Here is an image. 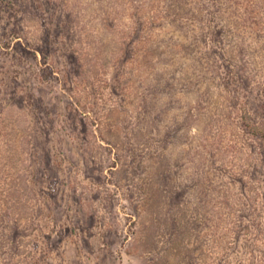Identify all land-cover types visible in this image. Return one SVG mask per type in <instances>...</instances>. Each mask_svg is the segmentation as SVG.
<instances>
[{
	"label": "rangeland",
	"instance_id": "1",
	"mask_svg": "<svg viewBox=\"0 0 264 264\" xmlns=\"http://www.w3.org/2000/svg\"><path fill=\"white\" fill-rule=\"evenodd\" d=\"M63 1L65 0H30V5L24 6L25 14L20 18V42L44 50V53H39V60L46 58L51 66L55 63L53 59L60 57L63 63L55 66L56 73L47 72L46 66H35L36 62L28 54H24L25 63L22 67L7 68L10 70L7 75L16 77L12 91H17L14 100L23 109L10 110L5 115V124L15 123L17 120V129L24 142L21 153L24 159L29 158L28 152L31 155L32 174L29 179L37 186L36 190H40V212L35 213L34 223L28 221L31 227L35 224L31 234L29 233V239H26L31 256L34 255L37 259L36 255L40 251L47 261L46 264H264V244L259 236V231L264 232V210L255 215L250 212L249 216L248 206L242 201L244 188L240 182L245 179L254 191L259 194L261 191L262 198L260 196L259 202L264 208V141L252 142L249 152L256 158L254 168H243L246 157L241 149V138L244 136L236 119L238 115L233 109L226 113L230 119L225 120L224 129H219L220 123L216 121L213 122V127H207L205 120L197 121L195 116L189 118V131L182 135L179 143L181 145L175 146L176 148H172L164 139L162 144L155 143L157 135L152 138L150 135L157 128L156 117H146L143 124L147 125V128H141L142 133L146 134L143 136V146L141 145L144 151L153 154L161 146L165 152V164L168 163L167 159L176 158L173 151L178 157L181 153H195L192 156L199 159V163L188 162V166L185 165L177 171L182 172L176 179L186 189V196L183 194L181 197L178 190L176 196L171 194L169 184L160 187L161 199L153 198L157 199L151 202L155 206L148 201L149 211L143 216L146 225H143L142 230L135 232L133 223L136 213L132 199L135 197L137 180L132 177L134 171L130 172L131 166L125 168L121 162V167H124L122 172L114 181L108 178V148H99L96 143L98 140L93 131L91 115L81 116L78 113L77 117V114L71 113L73 103L79 100L88 110H92L93 116H99L100 122L103 123L100 129H106V137L119 144L125 142L127 149L123 152L127 154L128 161L133 160L134 154H139L128 147L130 143L128 144L127 139H122L125 138L124 135L122 138L115 137L110 131H116L117 124L123 127L130 124L129 122L139 123L140 117L132 118L129 109L136 110L129 102L130 108L123 111L122 97L118 98L106 92V75L109 71H100L98 66L92 65L95 64V56L99 50L94 46V42L108 38L93 30L94 25L98 24L97 12L103 13L101 10L107 4H100V0H67L74 11L73 19H76L73 20L64 14ZM122 1L127 5L131 2H137L139 6L145 5L141 4L142 0ZM55 5L61 6L57 9ZM234 8L236 10H233V18L240 17L243 9ZM45 10L60 12L62 20L66 21L61 29L62 33L46 31L40 17ZM78 10L83 13L81 16L76 12ZM78 20L82 22L85 34L81 37L80 33L74 34L72 37V30L78 25ZM105 42L108 40H104ZM85 52L92 54L88 59L87 56L85 58L90 66L84 70L82 78L76 80L72 72L78 69L77 57L84 59ZM71 54L75 57L68 56ZM263 61L264 59L258 60L252 67L255 83L258 80L256 78L263 74L260 71V67H264ZM3 64L11 65V62L8 63L6 57L1 54L0 65ZM67 73L70 75L69 79L68 75H65ZM8 83L13 84L11 80ZM75 83H78V86L73 93L71 89L76 87ZM182 90L183 87L180 92ZM243 90L241 91L240 86V108L241 102L245 100L248 104H255L257 108L260 105L258 100L261 91H253L248 86ZM201 100L205 108L215 110L217 107L215 97H203ZM172 103L177 109L171 110V119L177 111L184 117V112L179 110L181 105L174 99ZM227 103L230 106V102ZM198 104L200 99L197 95H192V101L186 103L185 116L188 115L189 106L197 108ZM112 105L123 107L117 113L107 114ZM75 109L79 112L76 107ZM110 117L114 120L109 121L107 118ZM122 118L124 121L118 122V119ZM163 123V126L168 124L167 121ZM85 127H88V141L85 140ZM31 130L34 133L33 143ZM203 134L207 135L208 139L202 137ZM190 147L193 152H189ZM203 156L207 158L204 159ZM147 159L148 156L144 160ZM181 160L174 164L181 165ZM23 163L26 165L25 161ZM130 164L128 163V166ZM185 168L188 174L183 177ZM200 171L207 174V179H204V184L201 185L202 193L208 197L207 207L202 205V196L197 192L201 183L198 175ZM251 186H248L250 190ZM202 187L205 190H202ZM148 188L150 192L155 191V187ZM226 197L230 202L221 203ZM135 200L134 202L138 203L139 199ZM171 201L176 204L174 210L169 205ZM149 204L153 209H150ZM173 219L177 225L176 229L172 227ZM250 221L254 224L252 234L243 236L247 233L244 232L243 226ZM152 222L158 226L152 225ZM168 223L171 224L170 227ZM40 254L38 258H42Z\"/></svg>",
	"mask_w": 264,
	"mask_h": 264
},
{
	"label": "trees",
	"instance_id": "2",
	"mask_svg": "<svg viewBox=\"0 0 264 264\" xmlns=\"http://www.w3.org/2000/svg\"><path fill=\"white\" fill-rule=\"evenodd\" d=\"M100 1H102L100 4L107 5L102 8L103 13L99 11V14L96 11L99 18L93 30L108 38H101L100 42H94V46H97L99 50L95 56V64L92 65L98 66L100 71H109V75L108 73L106 75L108 78L106 92L118 98L121 96L124 103V107L110 106L107 114L117 113L121 107L124 108L123 111H128L129 102L136 110L129 109L132 118L140 117L139 123L129 122L130 124L123 127L117 124L116 131L114 129L110 131L115 137L122 138L121 136L124 135L125 138L122 139H127L128 144H131L128 147L135 152L138 151L139 154H134L133 160L128 161L127 154L123 152L127 149L125 142L119 144L116 141V144L111 138L106 137V129H100L103 123L100 122L99 116L97 114L93 116L92 110H88L79 100L73 103L71 113L77 114V117L79 114L81 116L91 115L93 131L98 140L96 143L99 148H108L107 161L110 169L108 178L114 181V178L122 172L124 167H121V162L125 168L131 166L130 172L134 171L132 177L137 180V183L132 206L136 213L134 216L136 220L133 223L136 232L146 225V222H143V216L149 211L148 201L150 203L156 201V198L153 200L154 197L161 199L160 187L169 184L171 194L176 196V190H178L181 197L183 194L186 196V189L176 179L178 175H182V172L177 171L185 165L188 166V162L199 163V159L192 156L195 153H181L178 157L173 151L176 158L167 159L168 163L165 164L163 160L165 152L164 148H160L161 146L153 154L147 150L144 151L142 140L146 134L142 133L141 128H147V125L143 124L146 117H156L157 128L150 135L151 138L157 135L155 143L162 144L164 139L168 145L176 148L175 146L181 145L179 143L182 135L186 134L187 130L189 131V118L195 116L197 121L203 119L207 127H213V122L216 121L220 123L219 129H224L225 120L230 119L226 113L233 109L238 115L236 119L241 125L244 136L241 138V149L246 157L243 168H252L255 163L256 158H253L249 150L252 142L264 141V67H260L263 74L256 78L258 79L256 83L253 80L252 67L255 62L264 59V0H241V2L239 0H142L141 4L145 3L144 6L137 5V2L127 5L121 0ZM63 2L64 14L73 19L74 11L69 5L70 1ZM29 3L30 0H0V56L3 54L8 63L11 62V65H0V264H39V262L46 264L47 262L40 251L36 255L37 259L34 255L31 256L26 242L35 226L34 224L31 227L28 221L33 222L35 213L40 212L39 203L41 201L39 200L40 190H36L37 186L29 179V175L32 174L31 155L28 152L29 158H23L21 146L24 142L17 129V120L15 123L5 124V115L10 110L23 109L14 100L17 91H12L16 77L7 75L10 71L7 68L22 67L25 63L23 62L24 54H28L36 62L35 66L38 68L42 67L41 65L46 66L47 72H54V74L56 73L55 66H60V62L63 63L58 56L53 59L56 63L53 66L47 62L46 58L40 61L39 53H44V50L30 45L26 46L20 42L22 37L20 18L25 14L24 6L28 7ZM58 6L61 5H55L57 9ZM234 7L243 9L240 17L233 18ZM76 12L79 16L83 14L80 10ZM40 17L46 31L63 32L61 29L66 21L62 20L58 10L54 12L45 10ZM82 27L84 28L82 22L78 20V25L72 30V37L79 33V37L83 36L85 31ZM175 33H181V35ZM104 40L108 42L104 43ZM68 56L75 57L73 54ZM83 56L84 59L77 57L78 69L72 72L76 80H80L84 70L90 66L85 58L87 56L88 59L92 54L85 52ZM65 75L67 76L68 73ZM10 80L13 84L8 83ZM77 84L74 89H71L73 93L76 91ZM244 84L253 91L257 89L261 91L260 100H258L260 105L257 108L255 104H248L246 100L244 102L241 100L240 108L239 91L240 86L241 91H244ZM181 87L184 89L182 92H180ZM192 95H197L200 104L197 108L189 106L188 115L185 116V106H187L186 103L192 101ZM203 97L209 99L215 97L217 104L215 110L205 108L201 104ZM173 99L181 105L179 110L184 112V117L180 116V112L177 111L171 119V110L176 111L177 109L173 106ZM228 101L230 106H228ZM75 107L79 112L75 111ZM24 117L27 118V115L24 114ZM124 118L118 119V122H123ZM107 119L114 120L112 117ZM163 121H167L168 124L163 126ZM238 123L235 124L238 125ZM85 128V140L88 141V127ZM33 135V130H31L32 143ZM201 136L208 139L207 135ZM189 152H193L192 147L189 148ZM146 156L148 159L144 160ZM203 158L207 157L203 156ZM179 159H182L181 165H175L174 163ZM128 163L131 164L128 166ZM200 172L198 175L201 183H199L197 192L200 197L202 196V205L207 207L208 197L201 191V185L204 184L202 181L207 179V174L204 171ZM187 174V168H185L183 177ZM186 179L188 180V176ZM240 182L244 188L242 190L244 200L242 201L248 206L249 216H251L250 212L255 215L263 211V205L259 202L261 191L260 194L254 191L245 179H241ZM248 186H251V190ZM116 187L119 188L117 185ZM148 187H155V191L150 192ZM202 190L205 188L202 187ZM136 198L139 199L138 203L134 202ZM172 201L169 205L174 210L176 204ZM229 202L230 200L226 197L221 203L228 204ZM151 204H149L150 209ZM168 224L170 227L171 224ZM152 225L158 226L155 222H152ZM252 225L254 224L250 221L243 226L245 227L244 232H247L243 236L252 234ZM175 226L177 225L173 219L172 227L176 229ZM259 236L264 244V232L259 231ZM39 254L42 258H38Z\"/></svg>",
	"mask_w": 264,
	"mask_h": 264
}]
</instances>
